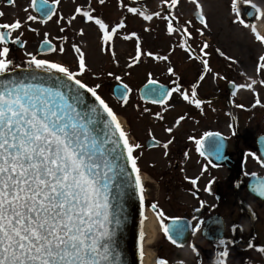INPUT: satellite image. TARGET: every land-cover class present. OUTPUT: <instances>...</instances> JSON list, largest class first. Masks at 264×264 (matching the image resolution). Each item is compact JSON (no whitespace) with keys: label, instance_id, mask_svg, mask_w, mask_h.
Listing matches in <instances>:
<instances>
[{"label":"snow or ice","instance_id":"1","mask_svg":"<svg viewBox=\"0 0 264 264\" xmlns=\"http://www.w3.org/2000/svg\"><path fill=\"white\" fill-rule=\"evenodd\" d=\"M51 2L54 5L59 4V0ZM104 2L105 0H99L100 4ZM191 2L195 5L199 22L207 28L203 5L199 0ZM8 3L13 4L14 0H8ZM35 3L36 0H32L33 6ZM162 3L168 5L167 14L163 16L159 11L149 13L146 9L127 7L123 3L121 6L127 7L129 13L137 14L145 21H150L153 17L165 20L168 35L180 32L182 38L179 47L189 54V59L200 60L203 72L199 74L198 81L191 85L190 92L183 89L177 77V80L173 81L175 87H151L146 90V94L154 97L152 103L166 105L173 93H178L184 101L199 109L205 101L198 98V82L205 78L206 73L212 72L208 59L204 58L208 56L204 50L209 45L207 41L203 42L200 49L202 56L194 55L188 44L191 32L188 27L182 28L177 17L170 11L178 6L179 0H162ZM244 3L254 10V13L249 12L247 15H254L255 20H264V7L254 0H244ZM40 5L43 17L41 22L51 20L55 9L48 6V0H40ZM231 6L238 18L234 22L250 28L255 40L264 45V34L258 31L256 24H248L239 19L238 0H231ZM94 11L91 7L78 6L75 9V13L82 16L86 23L92 22L98 27L101 41L108 45L117 31L125 27V21L121 19L110 27L100 16L94 15ZM3 15L4 13L0 12V17ZM75 18V15L70 17L69 24ZM36 19V16H27L28 21ZM22 23L20 19L12 23H0V75L20 67L14 64L11 58L9 44L19 43L24 47L19 35L12 39V33L19 30ZM185 23L190 24L191 21ZM60 31L63 32L64 29L61 28ZM197 32L203 34L200 29H197ZM83 34L81 29L79 35ZM44 37L43 43L47 45L48 52L65 53L63 44L58 48L53 47L48 40V33H45ZM133 37L136 39L135 54L130 57L131 63L127 65L129 68L138 65L143 56L160 61L169 59L167 55L145 51L140 37L134 31L123 39ZM72 50L76 54V71L63 62L37 58L31 52H26L25 55L29 57L26 63L28 68L32 69L29 75L0 79V264H121V254L115 240L116 227L113 225L119 226L122 223L119 201L124 189L130 186L127 168L121 161H126L131 167V172L136 174L135 185L139 193L141 216L137 247L143 264V225L147 219L144 211L145 188L139 175V156L135 154V150L141 148V145L130 139L113 109L98 94L97 90L101 85L89 87L78 78L86 72L88 66L84 51L76 44H72ZM217 52L220 50L217 49ZM220 55L223 56L224 53L220 52ZM112 56L115 59L114 52ZM167 72L175 75L173 67H168ZM39 73L49 75L45 78ZM255 73L264 76V55L259 56ZM108 75L111 76L112 73L109 72ZM116 79L120 80V77L117 76ZM249 80L246 84H233V87L246 88L256 95L254 86L264 85V79L249 77ZM149 83L156 85L157 82L149 80ZM123 88L125 91L121 92V98L127 103V93L131 92V89L126 84ZM79 89L90 93L109 117L108 120L102 121L106 130L103 138L95 129L99 116L98 108L95 104L86 105ZM255 104L261 105L258 95ZM80 106H84L83 111L79 110ZM236 107L242 108L244 105L237 104ZM144 111L149 110L145 108ZM155 115L158 119H163L160 112ZM184 119L185 116H179L175 125H179ZM165 131L171 133L173 129L168 127ZM204 135L212 137L218 136L219 133ZM189 139L194 138L190 136ZM171 143L172 141L168 140L163 144V148L167 150ZM196 143V150L200 152V141ZM121 146L123 151L117 152ZM213 151L219 157L220 145L214 144ZM164 154L167 155V151ZM200 154L204 155L203 152ZM249 155L264 166V157H256L254 153ZM206 170L205 166L201 171ZM198 179L199 177L191 179L193 187L197 185ZM211 183L212 181L208 182L209 185ZM204 191H210V188L206 186ZM253 191L264 197V181L256 183ZM192 194L196 195L195 192ZM150 207L156 212L164 236L179 247L177 240L173 238V234L180 236L183 232L182 228L175 225L177 218H173V227L169 228L164 223L165 213L158 208V204L153 202ZM198 228L199 224L195 226L194 232ZM220 243L226 244L223 240ZM253 247V243L249 242L248 248ZM192 250L196 251L194 246ZM256 250L264 254V247ZM228 256L229 252L225 246L218 254L217 264H226ZM155 264H168V261L158 258Z\"/></svg>","mask_w":264,"mask_h":264},{"label":"rangeland","instance_id":"2","mask_svg":"<svg viewBox=\"0 0 264 264\" xmlns=\"http://www.w3.org/2000/svg\"><path fill=\"white\" fill-rule=\"evenodd\" d=\"M126 2H130L133 7L146 9L149 13L159 11L162 16L167 14L168 5L163 4L162 0H122L124 5ZM199 2L203 5L207 28L194 17L196 9L191 0H179L178 6L170 9L173 15L179 16V25L182 28L188 27L191 32L188 44L191 46L194 55L202 56L200 49L203 42L207 41L209 45L204 50L208 56L204 58L208 59L212 72L206 73L205 78L198 82V98L205 101L199 109L194 104L184 101L178 93H173L166 105L154 106L140 100L138 94L140 85L149 79L172 84L175 87L173 81L179 77L178 82L183 89L190 92L191 85L198 81L199 74L203 72L200 60L189 59V54L179 47L182 38L181 33L176 32L168 35L165 20L153 17L152 20L145 21L137 14V16L130 18L129 22L126 20L125 24L130 23V25H127L126 29H124L125 27L119 29L112 40L114 41V50H112L115 53L114 59L110 52H107L104 57V52L100 50L102 44H100L101 34L98 27L92 22L86 23L82 16L75 13V9L78 6L81 8L91 7L95 10L93 14L100 16L111 27L118 23L122 17L119 0H107L106 3L108 4L105 7L103 4L100 5L99 0H59L54 17L43 23L39 21L37 13L31 7L32 0H15L11 6L7 7L11 23L16 19L23 22V32L25 31L28 37L26 38L25 53L35 52L34 47L41 39L45 38V33H48V38H54L56 33L59 35L61 25L66 24L64 21L73 15L76 16L72 25L75 30L83 29L85 42L89 44L87 48L88 61L92 67L88 68L79 78L91 87L95 84L101 85L97 90L98 93L113 109L130 139L141 145V148L135 150V154L139 156L138 164L140 171L147 179V187L150 184L156 188L154 181H161L162 173L166 172L167 163L164 160L165 149L163 144L171 135L188 134L191 129L197 127L199 119H201L202 129L217 127L220 132L227 135L232 130L228 118L229 114L233 112L238 115L240 124H243L242 116L244 114L252 115L249 130L257 136L260 130L259 125L264 120V106H262L264 105V85L254 86L256 95L246 88L240 89L238 87L237 93L233 95L230 94V89L227 87L229 81L240 85L249 83V77L257 80L264 79V76L255 73L258 58L260 55H264V45L255 40L250 28H245L243 25L234 22L238 18L232 11L231 0H199ZM254 2L264 7V0H254ZM238 8L240 10L239 19H243L248 24H256L257 21H260L264 26V20L248 17L247 13L252 8L245 4L244 0H238ZM28 15L36 16L37 19L28 21ZM58 20L59 23H57ZM186 21H191V23L186 24ZM131 27L140 37L145 51L151 50L158 55H167L169 59L160 61L143 56L139 65H133L126 69V65L131 63L130 57L133 56L131 54H135L130 43L123 39V34L130 32ZM197 29H200L203 34L197 32ZM259 32L264 34V28L263 31ZM217 49L224 55L221 56ZM69 56L72 55L69 54ZM101 60H106L105 71L102 69L101 71H94L93 66L99 65ZM168 67H173L175 75L167 72ZM109 72L112 73L111 76L108 75ZM117 76L120 77V80L116 79ZM116 83H124L131 89L127 96V103L118 101L113 95L112 89ZM257 95L261 99V105L255 104ZM237 104H243L244 107H236ZM145 108L149 111L145 112ZM157 112L161 113L163 119L156 117L155 113ZM181 115L185 116V119L176 126L175 121ZM168 127H172L171 133L165 131ZM149 136H155L160 140V146L146 149L145 141ZM196 172L197 168L191 172L192 175L190 176L192 178L197 177ZM222 175H225L224 171L223 174L220 173V180L223 179ZM182 197L184 202L193 204V198ZM158 203L162 209L167 205L163 199L159 200ZM157 226V236L152 246L155 252L158 245L164 242L159 223Z\"/></svg>","mask_w":264,"mask_h":264},{"label":"flooded vegetation","instance_id":"3","mask_svg":"<svg viewBox=\"0 0 264 264\" xmlns=\"http://www.w3.org/2000/svg\"><path fill=\"white\" fill-rule=\"evenodd\" d=\"M48 1L52 3L50 0ZM106 2L107 0L103 3L104 7L108 4ZM11 5L8 3V0H0V12L4 13L0 17V23H11L7 9ZM125 5L133 7L130 2H126ZM31 7L34 8L32 3ZM56 7L58 8V4H56ZM127 7L120 5L122 9L121 19L124 21L128 20L129 22L130 18L137 15L129 13ZM38 19L39 21L42 20L39 15ZM68 21L69 18L64 21L66 24L60 27V29H64L63 32L59 29V35L56 33L54 38H48L53 47L58 48L63 44L65 48L64 54H60L58 51L48 52L42 50L40 52L44 38L36 44L34 47L35 52L32 54L36 55L37 58L63 62L73 71H76V54L72 50V44H76L85 53L88 70V68H92L89 65L87 56L89 44L85 42L84 35H79L80 30H75L72 25L73 23L69 24ZM127 25H130V23L125 24L124 29L127 28ZM133 31L134 29L131 27V31L123 35L125 36ZM17 35L20 36V41L24 43V47H21L19 43L10 42L11 58L14 64L20 65L21 68H28L26 61L29 57L24 52L27 48L26 38L28 37L26 32H23L22 27L12 33V39H15ZM124 41L130 43L135 52L136 39L133 37ZM113 42L111 41L108 45H105L101 41L100 50L104 52V57L107 55V52L113 53ZM69 54L72 56L70 57ZM131 55L134 54L132 53ZM119 60L121 61V59ZM93 67L94 71H101V69L105 71L106 60H101L99 65ZM96 67L97 69H95ZM125 68L129 67L126 65ZM170 87L173 88V85L170 84ZM246 114L242 116L243 119L241 118L243 124H240L241 121L238 115L233 112L229 114L228 120L231 123L232 130L223 136L226 140V149L221 160H216L218 159L216 154L202 156L200 154L202 151L198 152L196 150V141L201 142L205 133L219 132L217 127L202 129L200 125L201 119L198 120L197 127L191 129L188 134L182 136L180 134L171 135L165 141V143L168 140L172 141L168 149L165 150L167 151V155L164 154L167 169L165 173H162L161 181H154L157 189L150 184L147 187V181L144 182V211L145 216L148 210L154 214L161 231L160 221L150 205L155 202L158 204V208L162 209V206L158 202L161 199L165 200L167 205L162 209L166 217L164 220L165 225L168 226L173 221V218H177L179 220L178 227L183 229V235L176 238L177 244L180 245L178 247L172 244L161 231L164 242L160 243L157 247V251L155 252L156 259H165L168 261V264H181V262L183 264H217L218 254L226 246L229 252L226 264H264V254L256 250L259 247H264V198L251 193L248 188L249 180L253 176L252 173L264 179V166L257 162L252 155H249L250 153H254L256 157H260L257 138L264 135V120L261 121L259 125L260 130L258 135L255 136L249 130L252 115ZM198 117H201V115H198ZM190 136L194 139L190 140ZM151 137L155 136H149V138ZM217 139H205V141L203 140L200 143L199 147L201 149H204L207 145L213 147L214 144H219ZM262 157H264V152H262ZM219 161L222 162L219 163ZM213 165L216 166L213 167ZM205 166L207 170L202 172L201 170ZM196 168V174L199 179L197 185L193 187L190 182L192 179L190 175H192L191 172ZM223 171L225 175H222L223 179L220 180L219 176L220 173L223 174ZM209 181H212L211 185L208 184ZM206 186L210 188V191H204ZM193 192L196 193L195 196L192 194ZM182 196L193 198V204L184 202ZM201 202H203V206H201ZM197 224H199V228L194 232ZM221 240L225 241L226 244L222 245L220 243ZM249 242H252L254 245L251 249L248 248ZM193 246L196 251L192 250Z\"/></svg>","mask_w":264,"mask_h":264},{"label":"water","instance_id":"4","mask_svg":"<svg viewBox=\"0 0 264 264\" xmlns=\"http://www.w3.org/2000/svg\"><path fill=\"white\" fill-rule=\"evenodd\" d=\"M48 6L50 8L56 9V5L50 3L49 1H48ZM34 9L39 13L40 17L43 19V17L41 16L40 0H36ZM251 12L254 13L253 10H251ZM195 16H196V13H195ZM249 17H253V16H249ZM42 50L47 51V45H44L43 42L40 47V52H42ZM31 71L32 69L30 68L20 67V68L15 69L14 71L10 70L8 73L0 75V79H13V78H20L23 76H28ZM39 74L45 78H47V76L49 75L48 73H39ZM161 85L164 86L165 89H169L168 86L160 84V83H156V85H151L150 83L145 84L143 87L140 88L141 98L145 101L152 102V99H154V97L147 95L146 90L148 88L159 87ZM123 86L124 85L120 84L114 87V94L119 100H122L121 92L125 91ZM228 86L231 89L232 93L236 91V88L233 87V83H229ZM79 91L82 93L86 105L95 104L96 107L98 108L99 116H98V122L95 125V129H96V133L101 138H103L104 132L106 130L104 129L102 121L108 120L109 117L103 111V109L99 107L98 102L95 101V98L92 97L90 93H88L84 89H79ZM79 110L83 111L84 106H80ZM206 138L208 140L218 138L217 140L220 145V156L216 160H221L223 158L222 156L226 149V140H223L220 134L218 136H212V137H206ZM263 144H264V136H260L258 138V148H259L261 156H262V152H264ZM157 145L158 143L155 139H149L147 143L148 147H153ZM122 151H123L122 146L117 149V152H122ZM202 151L204 154L208 156L210 154H215V152L213 151V147H210L209 145H207V147L202 149ZM121 163H123L125 167L127 168L128 176L130 177V180H129L130 186L124 189L123 195L119 201V204L121 207L120 218H121L122 223L119 226L113 225V227H116V237H115L116 246L121 254L120 255L121 264H141L140 251L138 250V247H137V242H138L139 233H140V217L141 216H140L139 193L135 185V175L136 174L131 172V167L130 165L126 164V161H121ZM259 181H264V179L258 176H253L251 177L248 183V188L250 192L255 194L256 196H259V194L253 191V186ZM173 224H174V220L168 225V227L172 228ZM175 225L177 227L179 226V220L177 219L175 220ZM173 238L176 239L177 236L173 234Z\"/></svg>","mask_w":264,"mask_h":264},{"label":"bare ground","instance_id":"5","mask_svg":"<svg viewBox=\"0 0 264 264\" xmlns=\"http://www.w3.org/2000/svg\"><path fill=\"white\" fill-rule=\"evenodd\" d=\"M256 26H257L258 31H263L264 26L262 22L257 21ZM141 177H142V181L147 180L143 175H141ZM146 217L147 219L144 221V225H143V229L145 232V238L143 241L142 261H143V264H155L156 254L152 246L157 236L158 221L156 217L154 216V214L149 210L146 213Z\"/></svg>","mask_w":264,"mask_h":264}]
</instances>
